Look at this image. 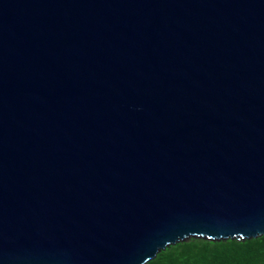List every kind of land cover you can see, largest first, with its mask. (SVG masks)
Wrapping results in <instances>:
<instances>
[{"label": "water", "instance_id": "water-1", "mask_svg": "<svg viewBox=\"0 0 264 264\" xmlns=\"http://www.w3.org/2000/svg\"><path fill=\"white\" fill-rule=\"evenodd\" d=\"M263 236L264 0H0V264Z\"/></svg>", "mask_w": 264, "mask_h": 264}, {"label": "trees", "instance_id": "trees-1", "mask_svg": "<svg viewBox=\"0 0 264 264\" xmlns=\"http://www.w3.org/2000/svg\"><path fill=\"white\" fill-rule=\"evenodd\" d=\"M146 264H264V236L244 242L190 238L169 246Z\"/></svg>", "mask_w": 264, "mask_h": 264}]
</instances>
